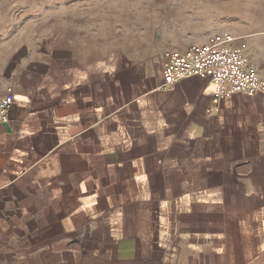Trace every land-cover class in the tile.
<instances>
[{
	"label": "crops",
	"instance_id": "crops-1",
	"mask_svg": "<svg viewBox=\"0 0 264 264\" xmlns=\"http://www.w3.org/2000/svg\"><path fill=\"white\" fill-rule=\"evenodd\" d=\"M210 2L174 49L231 35L255 66ZM26 52L0 55V264H264V96L162 89L163 55L100 90L97 61Z\"/></svg>",
	"mask_w": 264,
	"mask_h": 264
},
{
	"label": "rangeland",
	"instance_id": "rangeland-1",
	"mask_svg": "<svg viewBox=\"0 0 264 264\" xmlns=\"http://www.w3.org/2000/svg\"><path fill=\"white\" fill-rule=\"evenodd\" d=\"M210 6V26L216 19L227 33L250 29V60L264 79V0ZM198 13L185 0H0V55L19 49L26 57L50 54L58 64L97 61L101 90L108 80L135 76L134 66L146 65L153 77L163 52L176 48L174 35L202 25L188 19Z\"/></svg>",
	"mask_w": 264,
	"mask_h": 264
},
{
	"label": "built area",
	"instance_id": "built-area-1",
	"mask_svg": "<svg viewBox=\"0 0 264 264\" xmlns=\"http://www.w3.org/2000/svg\"><path fill=\"white\" fill-rule=\"evenodd\" d=\"M237 41L240 39L227 35L218 44L192 45L184 50L164 51L161 88L165 89L188 78L209 82L215 88L212 100L214 110L225 97L236 94L264 96V79L250 63L242 45H236ZM7 92L11 95L12 89L8 88ZM11 105L9 96L0 95V126L8 123Z\"/></svg>",
	"mask_w": 264,
	"mask_h": 264
}]
</instances>
